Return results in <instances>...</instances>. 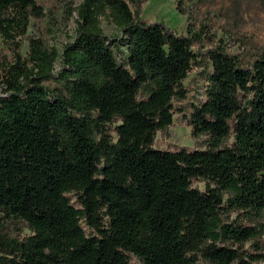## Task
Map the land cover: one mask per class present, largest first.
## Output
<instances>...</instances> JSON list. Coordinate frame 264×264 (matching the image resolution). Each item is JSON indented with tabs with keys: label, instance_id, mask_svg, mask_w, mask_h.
<instances>
[{
	"label": "trees",
	"instance_id": "obj_1",
	"mask_svg": "<svg viewBox=\"0 0 264 264\" xmlns=\"http://www.w3.org/2000/svg\"><path fill=\"white\" fill-rule=\"evenodd\" d=\"M140 9L81 0L55 71L57 54L39 39L21 54L36 0H0L10 53L0 56V264L254 263L228 244L264 222L223 218H264V51L247 66L222 46L199 53L198 31L176 34ZM101 19L120 33L111 43ZM202 57L210 73L188 123L205 148H154ZM14 223L28 235L11 234Z\"/></svg>",
	"mask_w": 264,
	"mask_h": 264
},
{
	"label": "rangeland",
	"instance_id": "obj_2",
	"mask_svg": "<svg viewBox=\"0 0 264 264\" xmlns=\"http://www.w3.org/2000/svg\"><path fill=\"white\" fill-rule=\"evenodd\" d=\"M81 0H36L41 8L38 18H31L25 36L21 54L27 52L29 38L39 39L48 49L53 48L57 54L55 71L59 70L60 57L64 46L71 43L75 36L77 7ZM180 13L176 0H141L140 18L149 22H161L176 34L186 35L187 29L198 31L202 36L199 53L216 46H222L226 53L238 57L242 66H247L264 51V0H180ZM100 27L105 39L112 42L113 37L120 36L117 28L106 19H101ZM20 41V40H19ZM116 57L122 56L116 44H111ZM122 47V46H121ZM122 51L123 47L120 48ZM197 50V48H196ZM0 56L9 60L10 53L0 38ZM201 66L193 69L182 81L186 98L172 103V124L165 131L155 134L153 147L174 151L179 149H204V137L193 138L188 123L189 105L203 99L207 86L210 65L202 57ZM0 86V96H2ZM140 98V97H139ZM193 187L204 190V182L195 181ZM224 221L231 225L261 228L264 218L240 214L237 212L225 216ZM11 234L28 235L27 229L14 223L8 230ZM237 249L242 257L264 264V231L254 239L241 244H228ZM198 264H205L198 262Z\"/></svg>",
	"mask_w": 264,
	"mask_h": 264
}]
</instances>
